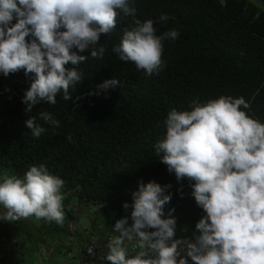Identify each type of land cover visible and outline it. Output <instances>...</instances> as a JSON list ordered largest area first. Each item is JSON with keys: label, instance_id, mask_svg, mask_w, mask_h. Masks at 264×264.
I'll return each instance as SVG.
<instances>
[{"label": "clouds", "instance_id": "clouds-1", "mask_svg": "<svg viewBox=\"0 0 264 264\" xmlns=\"http://www.w3.org/2000/svg\"><path fill=\"white\" fill-rule=\"evenodd\" d=\"M134 4L135 0H0V72L8 76L23 70L32 77L22 97L25 112L42 102L55 105L60 94L72 100L70 88L75 90L83 79L79 65L89 57H104L101 34L108 37L115 31L119 18L133 20L112 51L147 76L158 74L165 66L163 41L177 39L179 32L173 28L157 35L154 24L167 21L168 15L142 22ZM87 51L90 56L82 54ZM69 62L73 67H66ZM118 85L112 78L98 87ZM189 107L169 111L166 133L154 147L177 181H190L191 195L205 214L191 238L176 239L175 209L164 218L171 185L139 182L132 203L123 205L132 209V223L128 216L117 220L112 230L116 235L107 241L106 260L111 264H189V258L192 264H264V123L243 110L250 107L243 96L193 100ZM39 117L59 126L47 111ZM36 119L30 117L25 125L38 138L45 129ZM67 139L71 141V135ZM64 183L44 164L30 166L22 177L5 174L0 205L6 211L0 213V221L34 216L63 224ZM130 244L135 254H129ZM88 252L94 254L93 247Z\"/></svg>", "mask_w": 264, "mask_h": 264}, {"label": "trees", "instance_id": "trees-1", "mask_svg": "<svg viewBox=\"0 0 264 264\" xmlns=\"http://www.w3.org/2000/svg\"><path fill=\"white\" fill-rule=\"evenodd\" d=\"M257 1L262 7L252 0H135L142 22L168 15L154 24L157 35L173 28L179 32L177 39L163 41L162 70L147 76L112 51L133 20L119 18L115 31L101 34L104 57L79 65L83 79L70 88L72 100L60 94L55 105L42 102L30 113L22 97L32 77L23 70L8 76L0 72V176L22 177L30 166L44 164L65 182L69 217L73 205L103 206L118 220L127 216L130 208L123 205L132 203L139 182L171 185L164 218L175 209L177 228L191 238L205 213L191 195L190 181H177L154 145L166 133L169 111L191 110L193 100L243 96L250 106L243 110L264 123V0ZM82 54L90 56V51ZM112 78L119 80L115 88L98 87ZM42 111L59 126L42 120ZM33 116L45 129L38 138L25 125Z\"/></svg>", "mask_w": 264, "mask_h": 264}, {"label": "crops", "instance_id": "crops-1", "mask_svg": "<svg viewBox=\"0 0 264 264\" xmlns=\"http://www.w3.org/2000/svg\"><path fill=\"white\" fill-rule=\"evenodd\" d=\"M2 182L0 179V183ZM5 211L6 209L0 205V213ZM102 212L107 214V209L103 206L87 208L73 205L72 217L65 212L63 224L48 222L44 219L37 220L34 216L27 219L21 218L11 223L2 221L0 264H111L106 260L108 250L96 260H89L84 254L87 243L93 240L103 243L107 237L116 235L112 230L118 220L117 215L115 217L106 215L104 218L100 216L102 220L93 217V214H103ZM83 217L91 220V229L80 227ZM128 217L131 224L130 216ZM64 225L67 227L64 228ZM175 238L187 237L176 228ZM37 254L43 256L44 262L37 261ZM129 254L135 253L129 248Z\"/></svg>", "mask_w": 264, "mask_h": 264}, {"label": "built area", "instance_id": "built-area-1", "mask_svg": "<svg viewBox=\"0 0 264 264\" xmlns=\"http://www.w3.org/2000/svg\"><path fill=\"white\" fill-rule=\"evenodd\" d=\"M2 223V221H0V224ZM111 236L107 237L106 240L103 242V243H98L97 241L93 240L89 243H87L84 247V254L85 256L89 259V260H96L100 255H102L106 250H107V247H106V244H107V241L108 239L110 238ZM89 247H93L94 249V254H89L88 252V248ZM133 245H129V248L134 252L133 250ZM139 249H135V251H138ZM189 264H192L190 258H189Z\"/></svg>", "mask_w": 264, "mask_h": 264}, {"label": "rangeland", "instance_id": "rangeland-1", "mask_svg": "<svg viewBox=\"0 0 264 264\" xmlns=\"http://www.w3.org/2000/svg\"><path fill=\"white\" fill-rule=\"evenodd\" d=\"M254 3H256V4H258L260 7H262V5H261V3L260 2H258L257 0H252ZM5 176V174L4 175H2V176H0V179L3 181V177ZM103 214H100V213H98V214H93V217H98L100 220H102L101 218H100V216H103V218L106 216V215H108V216H110V217H115L117 214L115 213V212H113V211H111V210H107V214L105 213V212H102ZM131 215V208L128 210V214H127V216H130ZM84 218V220H81L82 221V224H80V222H79V224H80V227L82 228V229H85V228H92V222H91V220L89 219V218H87V217H83ZM82 218V219H83ZM64 228L65 227H67V226H63ZM81 229V230H82ZM38 256H37V261H39V262H44V258H43V256L41 255V254H37ZM63 257V256H62ZM76 264V263H75Z\"/></svg>", "mask_w": 264, "mask_h": 264}]
</instances>
